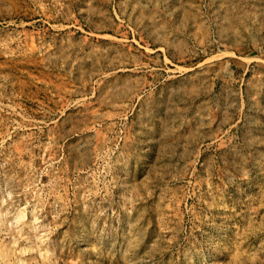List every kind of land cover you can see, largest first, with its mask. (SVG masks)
<instances>
[{
    "label": "rangeland",
    "instance_id": "rangeland-1",
    "mask_svg": "<svg viewBox=\"0 0 264 264\" xmlns=\"http://www.w3.org/2000/svg\"><path fill=\"white\" fill-rule=\"evenodd\" d=\"M0 264H264V0H0Z\"/></svg>",
    "mask_w": 264,
    "mask_h": 264
}]
</instances>
